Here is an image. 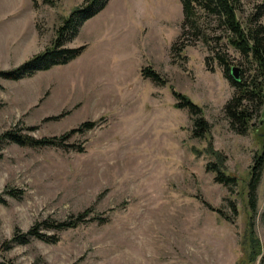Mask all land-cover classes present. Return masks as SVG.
<instances>
[{
	"label": "rangeland",
	"instance_id": "1",
	"mask_svg": "<svg viewBox=\"0 0 264 264\" xmlns=\"http://www.w3.org/2000/svg\"><path fill=\"white\" fill-rule=\"evenodd\" d=\"M84 0H0V70L50 44L69 11ZM257 0H245L237 16ZM179 0H108L67 46L85 45L64 65L19 80L0 77V135L64 136L62 145L0 142V260L14 264H264V168L249 178L264 139L256 115L245 133L224 113L234 88L206 43L180 53ZM213 24V21L212 23ZM239 77L250 64L228 49ZM151 66L166 85L141 75ZM172 89L201 106L209 136L193 138L191 115L174 106ZM264 112V106H263ZM91 128L68 132L82 123ZM67 134V135H66ZM222 153L224 185L206 165ZM21 190L14 197L6 190ZM254 196L261 255L249 261L242 238ZM90 209L77 227L39 230L58 238L10 240L45 219Z\"/></svg>",
	"mask_w": 264,
	"mask_h": 264
},
{
	"label": "trees",
	"instance_id": "2",
	"mask_svg": "<svg viewBox=\"0 0 264 264\" xmlns=\"http://www.w3.org/2000/svg\"><path fill=\"white\" fill-rule=\"evenodd\" d=\"M51 3V0H43ZM108 0H84L80 5L74 6L56 29V35L49 45L41 51L31 55L19 65L0 70V77L11 80H19L28 77L37 71L48 70L56 65H64L75 59L86 47L67 46L66 44L78 33L82 23L94 16L104 8ZM182 8V20L180 33L177 40L171 46V53H180L185 47L193 45L196 40L206 43L211 55L205 57V63L209 66V59L216 60L223 68L225 76L230 80L234 88L233 94L224 105V113L230 126L238 133H245L254 125V117L259 116V122H264V0H257L250 12L246 14L245 26L237 16V12L244 10L245 0H179ZM213 21V24H211ZM232 49L250 64V73L235 80L231 74L228 49ZM144 78L153 82L166 85L163 78L151 66L141 69ZM175 97L176 108H186L191 115L193 127L191 136L197 139L209 136V123L203 116L201 106L191 100L187 95L172 89ZM95 122L82 123L78 128L68 132L78 131L84 127H93ZM67 135V134H66ZM64 136L35 138L26 133L7 130L0 135V142L11 141L20 145L33 147L45 145H62ZM211 140H208L207 151L217 158L216 163L206 165L208 170L215 173V181L224 185H230L236 181L234 176L224 171L222 153L212 150ZM264 168V139L261 151L252 166L249 178V192L257 181L261 169ZM6 193L20 197L21 190L8 189ZM254 196H249L250 213L248 216L246 231L242 238L243 249L249 258L254 261L261 255V245L254 231ZM0 201H4L0 195ZM90 209L79 213L74 218L65 220L45 219L30 227L27 231L16 228L10 240L4 242L9 247L10 243H25L31 238L45 242H57L58 238L50 236L39 230L42 225L46 229L64 230L77 227ZM0 264H14L10 261L0 260Z\"/></svg>",
	"mask_w": 264,
	"mask_h": 264
},
{
	"label": "water",
	"instance_id": "3",
	"mask_svg": "<svg viewBox=\"0 0 264 264\" xmlns=\"http://www.w3.org/2000/svg\"><path fill=\"white\" fill-rule=\"evenodd\" d=\"M239 68L236 66H233L231 68V74L234 77L235 80H239V74H238Z\"/></svg>",
	"mask_w": 264,
	"mask_h": 264
}]
</instances>
